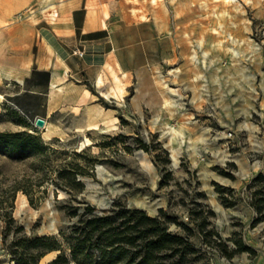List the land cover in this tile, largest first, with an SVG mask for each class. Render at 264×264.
Wrapping results in <instances>:
<instances>
[{"label": "rangeland", "instance_id": "374dc122", "mask_svg": "<svg viewBox=\"0 0 264 264\" xmlns=\"http://www.w3.org/2000/svg\"><path fill=\"white\" fill-rule=\"evenodd\" d=\"M46 1L0 0V27ZM112 1L163 12L180 57L139 80L108 69L88 96L58 94L49 136L0 80V139L27 132L21 148L0 142V264H80L67 209L104 212L116 200L182 236L161 264L182 252L176 264H264V0ZM44 233L58 248L37 241Z\"/></svg>", "mask_w": 264, "mask_h": 264}, {"label": "crops", "instance_id": "0c3cea01", "mask_svg": "<svg viewBox=\"0 0 264 264\" xmlns=\"http://www.w3.org/2000/svg\"><path fill=\"white\" fill-rule=\"evenodd\" d=\"M107 4L105 15L101 5ZM127 5L48 0L32 16L0 27V80L12 84L16 108L45 118L61 106L58 94L81 90L88 96L84 86L101 85L108 69L139 80L179 59L178 39L164 30L163 12L144 15Z\"/></svg>", "mask_w": 264, "mask_h": 264}, {"label": "trees", "instance_id": "16d2710c", "mask_svg": "<svg viewBox=\"0 0 264 264\" xmlns=\"http://www.w3.org/2000/svg\"><path fill=\"white\" fill-rule=\"evenodd\" d=\"M24 133L27 132L3 133L0 142L21 148L24 146L21 143V135ZM30 144L35 149L40 146L35 141ZM67 173L59 172L67 179H76L74 173L69 176ZM77 183L83 187L81 179ZM79 208L80 205H71L67 212L71 218L75 217L69 226L74 238L70 245L72 256L80 264H161L158 262L159 253L165 249L177 252L183 240L182 236L168 232L158 217H150L141 209L128 208L117 200L104 212L96 211V207L90 203L84 205L83 211ZM59 232L63 233L64 230L61 228ZM52 238V241L43 243L49 251L58 248L53 235L44 233L37 237V241ZM183 256L182 252L178 259L169 261L168 264L178 263ZM60 257L57 256L52 262ZM199 264L210 263L201 261Z\"/></svg>", "mask_w": 264, "mask_h": 264}, {"label": "bare ground", "instance_id": "6f19581e", "mask_svg": "<svg viewBox=\"0 0 264 264\" xmlns=\"http://www.w3.org/2000/svg\"><path fill=\"white\" fill-rule=\"evenodd\" d=\"M153 3V2H152ZM236 7V6H235ZM232 52L234 53V55H240V50L238 48H236L235 46H232ZM193 57H196V55L194 54ZM44 127L46 128L45 130V134L47 136H49L52 133V129L48 126V124L45 122ZM174 136L178 135L179 137L181 136V132L179 130H177L176 128L172 129ZM99 170H103V167L99 165ZM24 201V200H23ZM24 203V202H22ZM21 204V203H20ZM18 210V209H17Z\"/></svg>", "mask_w": 264, "mask_h": 264}, {"label": "water", "instance_id": "95a60500", "mask_svg": "<svg viewBox=\"0 0 264 264\" xmlns=\"http://www.w3.org/2000/svg\"><path fill=\"white\" fill-rule=\"evenodd\" d=\"M45 122H46V119H45L44 117H41V116H37V117H35V119H34V124H35L36 126H39V127H44ZM138 154H140V152H139ZM48 227H49V228H52L53 225H52V224H49Z\"/></svg>", "mask_w": 264, "mask_h": 264}, {"label": "built area", "instance_id": "2783aa9c", "mask_svg": "<svg viewBox=\"0 0 264 264\" xmlns=\"http://www.w3.org/2000/svg\"><path fill=\"white\" fill-rule=\"evenodd\" d=\"M76 52H78L79 54H83V49H76Z\"/></svg>", "mask_w": 264, "mask_h": 264}]
</instances>
